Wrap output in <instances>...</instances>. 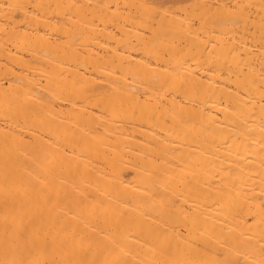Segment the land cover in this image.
Returning a JSON list of instances; mask_svg holds the SVG:
<instances>
[{
  "label": "bare ground",
  "instance_id": "bare-ground-1",
  "mask_svg": "<svg viewBox=\"0 0 264 264\" xmlns=\"http://www.w3.org/2000/svg\"><path fill=\"white\" fill-rule=\"evenodd\" d=\"M0 264H264V0H0Z\"/></svg>",
  "mask_w": 264,
  "mask_h": 264
}]
</instances>
